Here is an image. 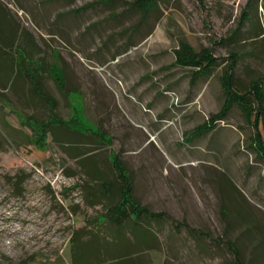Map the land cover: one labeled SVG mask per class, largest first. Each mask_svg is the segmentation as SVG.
Returning a JSON list of instances; mask_svg holds the SVG:
<instances>
[{
	"label": "rangeland",
	"instance_id": "obj_1",
	"mask_svg": "<svg viewBox=\"0 0 264 264\" xmlns=\"http://www.w3.org/2000/svg\"><path fill=\"white\" fill-rule=\"evenodd\" d=\"M232 60L264 76L263 0H0V264H264V106L223 112ZM129 180L160 212L136 242L101 221Z\"/></svg>",
	"mask_w": 264,
	"mask_h": 264
},
{
	"label": "trees",
	"instance_id": "obj_2",
	"mask_svg": "<svg viewBox=\"0 0 264 264\" xmlns=\"http://www.w3.org/2000/svg\"><path fill=\"white\" fill-rule=\"evenodd\" d=\"M263 6H264V0H263ZM234 64H235V61L232 60V64H230V66L228 67L229 71L225 72L224 86H225V91L229 94L230 98L228 99V102L224 106L223 112L226 113L228 111L229 103H231L232 101L239 99V98L248 99L249 97L248 94L251 93L252 91H255L258 94L259 105L263 107L264 106V95H263V90L260 87H261V82L264 80V76L263 77L260 76L256 79H253L251 82L250 88H247L245 91H241L233 86ZM33 79H35L34 80L35 87L38 88L37 78L35 77ZM4 81L5 82L7 81V84L5 85H7L6 87H8L9 78L3 81L0 80V83ZM40 93L46 96L45 93L42 92L41 90H40ZM46 99L50 101V98L47 96H46ZM51 106L53 107V104ZM51 113L52 115H49L47 118H40V119L35 118L34 119L37 122V124L42 126L44 132H41V133L42 134L44 133L43 136L48 134V132L51 130V127L53 126V123L55 121L54 116L56 115L53 114L52 109H51ZM28 117L29 118H27L28 119L27 122L33 123L29 121V119H32L33 117L32 116H28ZM59 122H63V121L59 120ZM102 183H103V180H102ZM125 183H127V185L122 184V191L120 194L121 198L119 197L118 199H116L115 202L112 203L108 207L107 209L108 211H106V213L103 214V218L101 219V221H107L111 225L117 226V230L120 231V233L125 231L128 237L131 238L132 242H136L138 240H144L146 235H149L151 238V236H153L155 233L154 228L151 225V221L158 220L160 217L159 216L160 212L158 213V212L152 211L143 205H140L139 207H135V205H138L140 203H138V201L132 197L133 195L131 194L130 187L128 186L130 183V180L129 182L125 181ZM73 240L74 238L72 239V241ZM234 250L239 257L238 250L235 247H234ZM8 259H9L8 264H19L20 263L19 261H13L10 257H8ZM31 262L39 263V259L36 257H32Z\"/></svg>",
	"mask_w": 264,
	"mask_h": 264
}]
</instances>
